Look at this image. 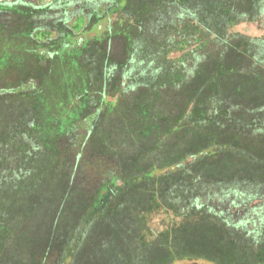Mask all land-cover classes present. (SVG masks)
Here are the masks:
<instances>
[{
	"label": "rangeland",
	"instance_id": "obj_1",
	"mask_svg": "<svg viewBox=\"0 0 264 264\" xmlns=\"http://www.w3.org/2000/svg\"><path fill=\"white\" fill-rule=\"evenodd\" d=\"M131 4L135 14L146 12L144 9L136 12L135 5ZM149 4L145 20L144 16L136 18L137 20L133 16L124 17L121 21L125 23L124 29L111 31L112 35H118L122 39L103 45L110 60L97 59V45L103 41L99 38L81 44L79 48L67 43V50L55 45L56 49L53 51L57 50V53L53 55L54 62L47 67L43 64L47 70L42 71L37 70L30 61L31 58L37 60L39 57L28 56L21 61L10 57L26 34L23 30L17 33L22 23L18 19H11L17 25L13 27L16 32L14 36L17 37L0 39V88L12 91L14 84L21 82L22 75L25 78L26 75L35 73L41 77V86L32 99L45 104H42L40 108L43 109L38 113L23 116V123L29 124V118H32L36 122L35 126L30 132L24 131L23 127V145L17 144L23 150V155H17L13 147V154L10 153L7 157L9 162L6 165L10 167L4 169L5 174L0 175V200L3 201V204L0 201V264H71L77 245L86 242L89 251L93 252L94 246L100 243L95 233L99 225L96 224L97 220L104 223L113 213L128 220L135 216H129L128 208L124 207L128 202L125 199H132L127 195L124 197L126 187L134 180L131 173L139 172L144 167L155 177V172L161 168L154 167L152 163L142 165L143 159L138 160V155H147V150L140 144V122L147 116L145 112L153 110L149 104L153 99H158V86L165 84L166 88L160 96L166 94L171 99L174 95L169 84L178 83L184 74L186 78H190L189 81H194L191 86L196 85L202 71L206 69L212 74H218L226 82L227 92L234 94L238 73L235 70L220 72L216 63L220 62L221 54L218 57L212 56V60L215 58L212 67L203 69L201 65L210 55L216 54L218 50H225V42L217 41L218 35H214V31L223 32L230 41L246 42L250 57L255 56L264 62V0H258L256 7L250 9H246L245 5L237 8L232 13V20L230 15L226 18L216 13V9L210 10L208 3L203 0H176L160 6L152 5L151 2ZM197 26L209 29L206 30L209 34L207 46L204 45L203 38L206 35L201 36ZM129 35L133 36L132 43ZM23 46L27 44L23 42ZM167 48L169 53L166 60L170 63L164 61ZM82 50L90 58L79 60ZM226 54L223 53V56ZM244 54L241 50L234 57ZM25 85L26 91L32 92L38 88L39 83L29 80ZM47 87L51 88V92ZM21 89L23 90V86ZM3 90H0V100L2 102L9 99L10 104L13 95L2 99V94L7 93ZM183 90H188V86L183 85ZM212 91L217 93V87L214 86ZM26 96H21L23 114L26 105L32 111L40 106L32 101L28 102L29 98ZM141 98L145 99L140 101ZM247 100L244 98L241 103ZM139 102V107L128 108L133 104L139 105ZM216 106L218 105L214 107ZM10 108L6 115L3 109L0 124L14 121L16 126H24L21 124V110L15 112L14 106ZM128 114L134 115L135 125L127 118ZM151 114L155 119H160L157 111H152ZM233 117L228 119V123L235 121ZM73 123H76L75 126L59 143V139ZM91 124L93 126H89ZM258 129H262L260 125ZM240 132L243 136L251 135L243 128ZM0 140L5 141L3 138ZM7 145L10 147L14 143ZM155 147H158L156 139L153 140L151 149ZM178 151L183 153L185 148ZM252 151L260 159L252 167L264 170V150ZM24 152L29 153L24 156ZM113 160H121V171L119 174L115 173V177L109 172L111 168L115 169ZM4 161L6 162V157ZM99 164H102L101 171L94 172V167ZM68 167L71 174L75 172L70 181L75 187L70 191L65 177ZM210 179L211 174L205 171L202 182ZM114 180H118L117 184H113ZM137 183L140 182L135 184ZM142 196H152V193L149 191ZM146 200L140 199L141 203ZM191 200L192 204L206 208L216 214L217 218L227 222L228 230L241 234L239 242L249 247L252 244L257 249L263 248L264 242H257L264 235V187L231 183L203 184ZM141 209L142 217L147 219L148 233L144 230L145 236L151 233L154 237L162 229L170 228L180 220V217L174 216L175 209L163 203L155 205L152 201L149 209L140 206ZM78 220L84 224L77 234L73 231V225ZM129 222L133 228L136 226L135 221ZM89 223H93L92 226L86 227ZM109 229V226L100 224L97 231L106 236L110 233ZM120 229L128 232L124 227ZM77 236H80V242ZM118 238L119 236L114 239ZM112 256V253L104 255L102 262L110 261ZM173 264L224 263L207 258H192Z\"/></svg>",
	"mask_w": 264,
	"mask_h": 264
},
{
	"label": "trees",
	"instance_id": "obj_2",
	"mask_svg": "<svg viewBox=\"0 0 264 264\" xmlns=\"http://www.w3.org/2000/svg\"><path fill=\"white\" fill-rule=\"evenodd\" d=\"M175 1L130 0L128 3L135 5L136 12H140L141 9L146 10V12L144 14H135L133 8L129 6L125 8V18L133 16L136 19L144 16L145 20L147 12H149L148 7H150V2L152 5L159 6ZM203 1L204 3H208L210 10L216 9V13L220 16H226L227 18L230 15L231 20L233 19L232 13L237 8H242L245 5L246 9H250L256 7L258 3V0ZM246 13L251 15L248 11ZM6 26V29L0 28V39L10 40L17 37L14 34L18 33L19 29L16 32L13 29L17 25L14 22H8ZM121 26V30H123L125 23L122 22ZM197 28L201 36L206 35L203 37L205 39V42H203L207 46L209 34L206 30L209 29L199 26ZM213 34L218 35V37L216 36L217 41L225 42V50H218L216 54L210 55L206 61L202 62V68L212 67L215 59L212 60V56L218 57L221 54L220 62L216 63L221 69L220 72L235 70L238 73V79L235 80L234 96L227 92V84L224 80H221L218 74H212L204 68L196 85L191 86L194 81H189L190 78H186L184 74L178 83L169 84L168 87L172 88V95H174L171 99L166 94L163 97L160 96L166 88L165 84L158 86L156 92H158L159 97L158 99H153L149 105L152 106L153 112H158L160 119L152 117L151 109L150 112H145L147 116L141 120L140 124L142 126H139V132L141 135L140 144L147 150L145 152L147 155H138V160L141 161L143 159L142 165L152 163L154 167L160 166L161 168L155 172V177L151 176V172L146 171L144 167L139 172L131 173V177L134 180L126 187L124 197L127 195L129 196L128 198L132 199H125L128 202H126L124 207L128 208L129 216H135L131 220H128L123 216L118 217L116 213H113L104 223L97 220L96 224L99 225L95 233L99 237L100 243L94 246L95 250L93 252L89 251L88 243L86 242L77 245L72 255L73 262L71 264H173L192 258H207L224 264H264V244L262 245V249H257L252 244H250V247L247 244L244 245V243L239 242L242 235L228 230L227 222L220 220L216 214H213L206 208L194 205L191 202V198L195 195L196 190L203 184L222 185L231 183L234 185H260L264 187V170L252 167L253 163L260 160L252 150H264V62L255 56L250 57V54L247 53L246 42L230 41V39H227L223 35V32L218 30L214 31ZM26 37L27 34H25L24 38L22 36L20 41L16 40L20 44L18 43L19 45L15 47L16 51L12 52L10 57L16 61H21L23 58L26 59L28 56L39 57L40 59L36 58L37 60H31L34 58L29 59L37 70H47L46 67L54 62V58L47 59L42 53L52 51V46L35 44L27 40ZM129 40L132 43L133 36L129 35ZM23 42L27 46H23ZM241 43L243 46H240ZM104 44L107 43L104 42L97 45V53L99 54V57L97 55V59L110 60L107 52L104 50ZM166 50L168 51L164 53V61L165 63H170L166 60L169 49L167 48ZM241 50L245 54L241 57H234L241 53ZM80 53L81 57L79 60L90 58L86 51L82 50ZM223 53L227 54L223 56ZM16 65L18 66L17 63ZM15 69L19 71V67ZM19 72L23 73V71ZM40 78V75H36L35 73L26 75L25 78L22 75L21 82L16 85L14 84L12 91L0 88V90L7 92L6 94H2V99L11 94L13 95L10 104L8 103L9 99H5L2 102L0 100V114H3L4 109L6 115L7 110H10V107L14 106L15 112H18V109L21 110V124L24 125L21 127L16 126L17 123H14V121H5V124H0V139L3 138L6 141L4 143L0 140V175L5 174L4 169L10 167L6 165L8 164L7 157L12 153L13 147L17 151V155H23V150L17 146V144L23 145L24 142L23 127L24 131L30 132L35 126L36 122L32 121V118H29V124L23 123V116L25 117L28 113L32 116L34 115L33 113L36 114V112L38 113L39 110L43 109L40 107L45 103H38L37 100L32 99L41 86ZM29 80H36L39 83L38 88L32 92L25 89V84ZM183 85L188 86V90H183ZM22 86L23 90L21 89ZM214 86L217 87V93L212 91ZM48 89L50 90L51 88L49 87ZM49 90L47 93H49ZM23 94H26V97L30 99H28V102L32 101L36 106L40 104L38 109L36 108L35 111H32L29 105H26L27 107L23 114V97H21ZM244 98L248 100L242 104L241 102ZM144 99L141 98L140 101ZM24 101L27 102V100ZM216 104L218 106L214 107ZM140 105L141 103L139 102V105L133 104L128 108L139 107ZM231 116H234L235 121L228 123V119ZM127 118H130L129 121L134 122L131 124L135 125L134 115L128 114ZM144 123H146L145 126H143ZM75 124L69 125L66 134L59 139V143L62 138L70 133L69 131ZM258 125L263 130L258 129ZM241 128L247 130L251 135H241ZM155 139L158 147L151 149L153 140ZM10 143H14V145L9 147L7 144ZM183 147L185 148V152L180 153L178 150ZM24 153V156H26L29 152ZM5 157L6 162L4 161ZM113 162L115 169L111 168L109 172L113 173V177H115V173L119 174L121 171V160L119 162L113 160ZM101 166L102 164H99L97 167H94V172L95 170L96 172H100ZM205 171L211 174L212 179L203 183L202 177ZM74 174L75 172L71 174L69 167L66 169L65 177L67 178L66 183L69 191L75 187L70 183ZM105 174L108 173L105 171ZM96 175L98 174L96 173ZM99 177H103V175ZM117 181L114 180L113 184H117ZM136 182L140 183L135 184ZM149 191L152 193V196H142V194L146 195ZM141 198L147 199L146 202L141 203ZM0 201L3 204V201ZM152 201L155 202V205L163 203L168 207L174 208V216L180 217V220L176 224L170 226V228L162 229L154 237L151 236V233L146 236L143 235L145 233L144 230L147 231L148 227L147 219L142 217L143 209L140 210V206L149 209ZM129 221H135L136 226L133 228ZM83 224L81 220L75 222L73 225V227L75 226L74 233L78 234L80 232L78 230ZM92 224L89 223L86 227L92 226ZM100 224L106 227L109 226L110 233L105 236L100 231H97ZM122 227L127 229L128 232L120 229ZM129 227L131 229L128 230ZM132 232L133 234H131ZM117 236L119 238L115 240L114 238ZM82 237L86 238L84 234H82ZM77 238L78 242H80V236H77ZM261 242H264V235L257 243ZM109 253L113 254L110 261L102 262L104 255L106 256Z\"/></svg>",
	"mask_w": 264,
	"mask_h": 264
},
{
	"label": "flooded vegetation",
	"instance_id": "obj_3",
	"mask_svg": "<svg viewBox=\"0 0 264 264\" xmlns=\"http://www.w3.org/2000/svg\"><path fill=\"white\" fill-rule=\"evenodd\" d=\"M128 1L130 2V0H49L46 2L2 0L0 1V28L6 29L9 20L18 19L22 23L18 32L23 30L27 34V40L35 44L52 46L53 50L56 46L67 50L69 49L67 43L78 47L98 38L103 40L100 44L113 42L118 38L122 39L118 35H112L111 31H121L122 18L126 17L123 9L126 8L125 5L127 7L132 5ZM79 21L81 23H78ZM53 50L42 54L46 58H51L56 52Z\"/></svg>",
	"mask_w": 264,
	"mask_h": 264
},
{
	"label": "built area",
	"instance_id": "obj_4",
	"mask_svg": "<svg viewBox=\"0 0 264 264\" xmlns=\"http://www.w3.org/2000/svg\"><path fill=\"white\" fill-rule=\"evenodd\" d=\"M0 1H2V0H0ZM46 1H49V0H44V2H46Z\"/></svg>",
	"mask_w": 264,
	"mask_h": 264
}]
</instances>
